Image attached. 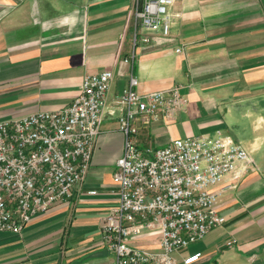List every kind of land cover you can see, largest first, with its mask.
Segmentation results:
<instances>
[{
    "label": "crops",
    "instance_id": "crops-1",
    "mask_svg": "<svg viewBox=\"0 0 264 264\" xmlns=\"http://www.w3.org/2000/svg\"><path fill=\"white\" fill-rule=\"evenodd\" d=\"M133 8L134 0H0V121L61 109L86 74L113 72L83 181L70 201L20 233L0 231V264H115L101 230L119 201L113 172L123 134L107 111L131 75L138 91L178 86L187 99L172 119L140 128V148L220 130L255 165L220 197L224 223L176 257L200 252L193 264H264V0H174L169 34L135 46ZM158 240L154 231L131 242L156 252Z\"/></svg>",
    "mask_w": 264,
    "mask_h": 264
},
{
    "label": "built area",
    "instance_id": "built-area-1",
    "mask_svg": "<svg viewBox=\"0 0 264 264\" xmlns=\"http://www.w3.org/2000/svg\"><path fill=\"white\" fill-rule=\"evenodd\" d=\"M173 1L134 0L133 46L149 42L153 33L169 34ZM112 78L111 70L86 74L69 105L0 121V231L20 233L36 215L70 201L91 164ZM137 84L131 75L107 111L123 134V152L113 172L119 201L103 218L102 241L115 264H193L200 252L181 260L176 255L224 223L217 203L255 168L254 161L220 130L140 148V128L160 116L172 119L187 99L178 86L141 92ZM154 231L156 252L131 242Z\"/></svg>",
    "mask_w": 264,
    "mask_h": 264
},
{
    "label": "rangeland",
    "instance_id": "rangeland-1",
    "mask_svg": "<svg viewBox=\"0 0 264 264\" xmlns=\"http://www.w3.org/2000/svg\"><path fill=\"white\" fill-rule=\"evenodd\" d=\"M203 239H201V240H199V241H197V242H194V243H191L189 246H188V249H189V251H192V250H194V249H196V248H199L200 247V241H202Z\"/></svg>",
    "mask_w": 264,
    "mask_h": 264
}]
</instances>
